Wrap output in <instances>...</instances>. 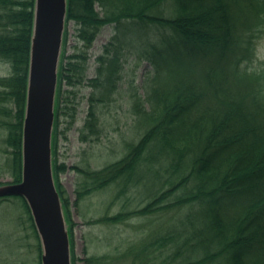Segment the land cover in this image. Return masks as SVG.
<instances>
[{
	"label": "trees",
	"instance_id": "1",
	"mask_svg": "<svg viewBox=\"0 0 264 264\" xmlns=\"http://www.w3.org/2000/svg\"><path fill=\"white\" fill-rule=\"evenodd\" d=\"M35 1L0 0V62L11 68L8 76L0 77V176L8 175L11 181L0 182V187L23 180ZM70 21L79 27L82 50L67 54L66 29L53 152L73 251L75 224L60 184L66 166L58 163L57 155L62 123L68 131L76 121V92L86 81L88 51L103 27L116 24V36L97 58V76L88 80L94 90L88 97L83 140L100 138L97 107L116 101L122 80L121 30L127 25L155 26L173 37L164 50L152 39L151 55L142 52L154 67V77L144 98L132 96L138 141L127 144L128 153L121 160L100 170L75 167L85 177L75 203L111 185L120 186L119 195L150 185L152 196L144 207L95 222L118 224L130 217L184 212L178 224L158 227L141 243L128 246L117 260L264 264V67L250 70L264 38V0H68L67 25ZM11 198L21 200L42 264V244L30 206L21 196L0 201ZM112 259L88 257L84 262L108 264ZM77 260L73 252V264Z\"/></svg>",
	"mask_w": 264,
	"mask_h": 264
},
{
	"label": "rangeland",
	"instance_id": "2",
	"mask_svg": "<svg viewBox=\"0 0 264 264\" xmlns=\"http://www.w3.org/2000/svg\"><path fill=\"white\" fill-rule=\"evenodd\" d=\"M96 10L104 15L99 4L96 5ZM115 25L103 27L89 49L86 81L77 88L76 92V121L70 130L64 131L67 126L64 123L60 129L63 132L59 138L57 158L59 164L66 166V170L60 174V184L70 202L71 219L75 224L72 253L74 252L78 259L76 264H85L84 260L88 257L103 256L113 258L108 264H130L129 260H117L128 246L141 243L142 239L154 233L158 227L165 228L178 224V221L184 217V212L177 211L150 218L130 217L127 221L118 224L95 222L104 216H115L121 211L131 212L144 207L149 202L148 196H152L149 192L150 185L131 187L124 195H119L120 186L111 185L75 203L76 191L85 181L84 175L74 169L75 167L100 170L121 160L128 153L127 144L138 141L132 96L138 94L144 98L152 86L154 77V67L142 52L147 51L151 55L153 50L149 45L152 39L159 43L158 47L161 50H164L173 37L171 32L161 31L155 26L142 29L127 25L121 30L126 40L123 39L124 43L122 40L123 48L120 50L122 80L119 82L116 101L109 107L102 105L97 107L101 122L100 138L90 137L83 140L81 129L88 114V97L94 90L88 80L97 76L99 66L97 58L103 54L105 45L116 36ZM78 28L75 21H70L67 25L68 55L80 53L82 50V44L77 37ZM156 35L158 36L155 37ZM255 60L250 70L260 71L264 67V38L257 46ZM10 72V65L0 62V77L8 76ZM54 156L53 152V161ZM9 181L11 178L8 175L0 176V182ZM26 221L20 199L0 201V264L39 263L38 241L28 224L25 225Z\"/></svg>",
	"mask_w": 264,
	"mask_h": 264
},
{
	"label": "water",
	"instance_id": "3",
	"mask_svg": "<svg viewBox=\"0 0 264 264\" xmlns=\"http://www.w3.org/2000/svg\"><path fill=\"white\" fill-rule=\"evenodd\" d=\"M68 0H36L23 134V180L0 197L28 202L42 244V264H73L72 246L53 164V133Z\"/></svg>",
	"mask_w": 264,
	"mask_h": 264
}]
</instances>
